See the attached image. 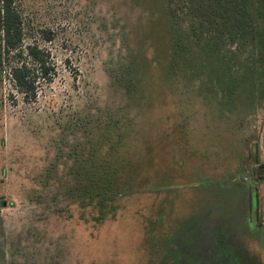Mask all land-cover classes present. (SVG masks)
<instances>
[{"label":"rangeland","instance_id":"rangeland-1","mask_svg":"<svg viewBox=\"0 0 264 264\" xmlns=\"http://www.w3.org/2000/svg\"><path fill=\"white\" fill-rule=\"evenodd\" d=\"M19 1L54 34L28 30L24 45L38 41L56 73L34 101L8 79L0 91V264H264V181L251 222L243 184L256 180L257 151L264 163V103L255 109L232 77L195 76L190 60L188 77L173 76L166 0ZM88 130L99 160L120 161L116 210L101 224L75 207L57 218L33 194Z\"/></svg>","mask_w":264,"mask_h":264},{"label":"trees","instance_id":"trees-1","mask_svg":"<svg viewBox=\"0 0 264 264\" xmlns=\"http://www.w3.org/2000/svg\"><path fill=\"white\" fill-rule=\"evenodd\" d=\"M166 4L173 22L169 63L173 76L188 77L181 76L179 70L190 60L195 76L218 72L223 79L232 77L239 81L241 92L251 95L255 109L264 103V0H166ZM161 27L166 32L165 24ZM28 30L46 43L55 38L50 29L35 28L27 22L21 1L0 0V91L8 79L27 100L34 101L38 84L51 83L56 71L50 52L38 41L24 45ZM116 130L121 129L118 126ZM87 132L91 140L83 133L82 145L73 141L71 152L64 145L62 157L54 160L55 170L37 174L38 181L45 180L47 186L40 183L44 189L33 194H38L39 202L57 218L72 219L75 207L79 221L101 224L116 210L111 205L118 195L113 191V171L120 161H111L109 154L99 160L100 142L95 145L93 132ZM117 147L112 143L110 149L115 151ZM258 160L257 151L252 170L256 181H264V163ZM6 206L3 202L0 208Z\"/></svg>","mask_w":264,"mask_h":264},{"label":"flooded vegetation","instance_id":"flooded-vegetation-1","mask_svg":"<svg viewBox=\"0 0 264 264\" xmlns=\"http://www.w3.org/2000/svg\"><path fill=\"white\" fill-rule=\"evenodd\" d=\"M248 182H249L248 180L243 182V184L245 185L244 189H246L249 192L248 202L244 203L245 204V211H244L245 215H244V217H245V220L249 219V221L251 222L252 218H253V214H254V212H253L254 207L257 210V216H258V220H259V204L256 203L254 206V203H253L254 198H252V194H251L254 190L257 189V187L255 186L256 185L255 178L252 179L251 185Z\"/></svg>","mask_w":264,"mask_h":264}]
</instances>
